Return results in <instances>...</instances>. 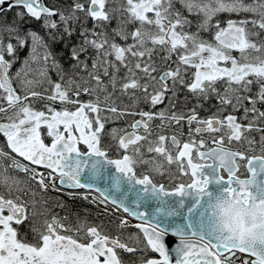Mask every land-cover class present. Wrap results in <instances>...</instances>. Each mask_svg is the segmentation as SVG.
<instances>
[{"label":"snow or ice","instance_id":"1","mask_svg":"<svg viewBox=\"0 0 264 264\" xmlns=\"http://www.w3.org/2000/svg\"><path fill=\"white\" fill-rule=\"evenodd\" d=\"M0 136V264H264V0H0Z\"/></svg>","mask_w":264,"mask_h":264},{"label":"flooded vegetation","instance_id":"2","mask_svg":"<svg viewBox=\"0 0 264 264\" xmlns=\"http://www.w3.org/2000/svg\"><path fill=\"white\" fill-rule=\"evenodd\" d=\"M45 2L46 3H52V2H54V0H45ZM56 2L64 4V3H71V0H56ZM91 23L92 22L89 20L88 21V26L89 27H91ZM112 26L114 27L115 24H113ZM24 27L25 28H32V29H34L36 31H39L41 35L44 34V30L41 28V25H40L39 22H36V21L27 22L26 21ZM53 49L58 54H62V55H59L58 58L60 59L61 63L64 64V67L68 68L69 67V62H68V57H67V50L64 48V45L62 43L54 44L53 45ZM27 54H28V49L27 48L22 50L20 52V61H22L23 58ZM20 61H18L13 66V69H12L13 72H15L21 66ZM51 75H52L53 80H55L57 78L54 71L51 73ZM180 99L183 100V94H181ZM188 99H189V102H190L189 106H191V104L196 103V101L190 95H189ZM125 103H127V101H125ZM216 103L217 102H216L215 99H211L210 101L205 102L204 110L201 111V115H205L206 116V115H209L211 112L215 111V108L213 107V105H215ZM36 107L40 108V107H42V105L41 104H37ZM57 107H58V105H57ZM157 123H159V122L157 121ZM113 126H123V122H118L116 125H109V127H113ZM186 131H187V129H185V132ZM2 141H3V137L0 136V142H2ZM47 195H48L49 198H52V199H55V198H58V197L62 198L64 200V202L68 205V208L65 210V212H79L81 215H83L84 209L86 208V209L89 210V208L91 206V204H89L86 201L72 200L68 196L61 195V194L56 193V192H49ZM74 203H76V204H74ZM92 206H94V205H92ZM93 209L96 210V207L94 206ZM55 211H60V210L59 209H55ZM65 212H60V214L64 215ZM89 219H92V218L89 216Z\"/></svg>","mask_w":264,"mask_h":264},{"label":"trees","instance_id":"3","mask_svg":"<svg viewBox=\"0 0 264 264\" xmlns=\"http://www.w3.org/2000/svg\"><path fill=\"white\" fill-rule=\"evenodd\" d=\"M15 11H16V9H13L12 12L7 13V19H8V20H12V19H13L14 15H15ZM223 18H227L226 14L224 15ZM74 204H76V203H74ZM93 208H94V206H92V205H91L90 208H89V211L92 213V215L90 216L92 219L94 218L95 213H96V211H97V209L94 210ZM85 209H86V208H85ZM132 231H135V229H132Z\"/></svg>","mask_w":264,"mask_h":264},{"label":"water","instance_id":"4","mask_svg":"<svg viewBox=\"0 0 264 264\" xmlns=\"http://www.w3.org/2000/svg\"><path fill=\"white\" fill-rule=\"evenodd\" d=\"M129 197H130V199L134 198V194L133 193H129ZM175 199H177V198H175V197L174 198H170V202H171V200H175ZM160 206H162V205L158 204L156 201H152L151 205H150V208L152 210H154L156 207H160ZM170 219H175L178 222H180V218H170ZM175 240H176V242H178V238H175ZM173 247H174V244H173Z\"/></svg>","mask_w":264,"mask_h":264},{"label":"rangeland","instance_id":"5","mask_svg":"<svg viewBox=\"0 0 264 264\" xmlns=\"http://www.w3.org/2000/svg\"><path fill=\"white\" fill-rule=\"evenodd\" d=\"M226 19V18H225Z\"/></svg>","mask_w":264,"mask_h":264}]
</instances>
